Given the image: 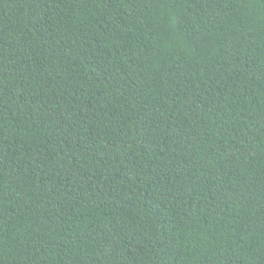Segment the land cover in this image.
I'll return each instance as SVG.
<instances>
[{
    "label": "trees",
    "instance_id": "obj_1",
    "mask_svg": "<svg viewBox=\"0 0 264 264\" xmlns=\"http://www.w3.org/2000/svg\"><path fill=\"white\" fill-rule=\"evenodd\" d=\"M0 264H264V0H0Z\"/></svg>",
    "mask_w": 264,
    "mask_h": 264
}]
</instances>
